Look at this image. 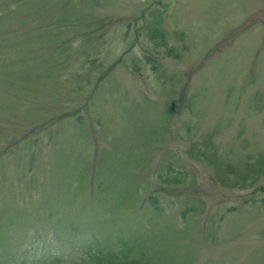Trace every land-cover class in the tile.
Segmentation results:
<instances>
[{
  "label": "rangeland",
  "instance_id": "rangeland-1",
  "mask_svg": "<svg viewBox=\"0 0 264 264\" xmlns=\"http://www.w3.org/2000/svg\"><path fill=\"white\" fill-rule=\"evenodd\" d=\"M263 199L264 0H0V264H264Z\"/></svg>",
  "mask_w": 264,
  "mask_h": 264
},
{
  "label": "trees",
  "instance_id": "trees-1",
  "mask_svg": "<svg viewBox=\"0 0 264 264\" xmlns=\"http://www.w3.org/2000/svg\"><path fill=\"white\" fill-rule=\"evenodd\" d=\"M162 42V41H161Z\"/></svg>",
  "mask_w": 264,
  "mask_h": 264
}]
</instances>
